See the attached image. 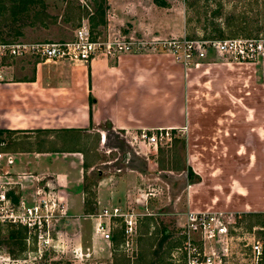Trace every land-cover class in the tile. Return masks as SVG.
<instances>
[{
  "label": "rangeland",
  "instance_id": "1",
  "mask_svg": "<svg viewBox=\"0 0 264 264\" xmlns=\"http://www.w3.org/2000/svg\"><path fill=\"white\" fill-rule=\"evenodd\" d=\"M137 4L141 6L137 13L132 11L134 13H129L128 17L121 15L120 18L111 15V19L108 18L107 0H0V41L69 39L81 25L88 26L92 37L97 40L151 42L164 51L161 43L173 39L209 40L264 35V0H138ZM101 11H104L105 22H101ZM107 19L109 23L125 24V32L112 28L108 31ZM151 19L155 24L153 31L144 30ZM169 19L178 25L172 30H163ZM53 20L55 26L50 23ZM135 21L138 24L134 29ZM43 22L51 28L41 29ZM254 65L264 79V64ZM102 128L104 138L96 130L0 132V152L3 153L0 183L12 187L14 192L11 194L26 202H31L37 184L47 180L55 188L52 195H62L65 204L70 198L68 188L58 186L55 173L33 172L34 168H39L30 158L33 151L75 148L82 151L88 162V167L82 168L83 187H79L76 208L69 210L66 205L67 217H60L56 222L58 232L50 244L38 246L34 239L28 241L24 227L0 223V264H156L188 239L195 243L199 240L215 255L216 261L221 257L220 264H247V243L258 240L264 245V205L248 206L247 190L236 192L242 198L239 201L228 184L224 187H214V184H208L211 187H190L189 184L197 183L199 177L194 172L192 178L188 177L191 168L187 164L183 132L173 130L172 140L162 142L158 150L146 146L135 154L122 132L111 129L107 123ZM128 153L129 161L123 163L121 159L124 160ZM8 156L12 162L7 161ZM27 160L33 162V171L25 167ZM212 164L216 166V160ZM224 165L226 170L232 168L231 161ZM129 168L141 171V178L134 181L136 187H96L104 176L117 183L120 176L130 172ZM212 171L209 172L215 178ZM24 181L27 183L23 184ZM259 188L252 187V190ZM70 189L73 194L77 190L75 187ZM201 192H210L208 199L199 201ZM255 195L257 192H253ZM79 200L83 202L81 206ZM114 207H119L120 213L130 212L136 216L135 230L129 237L124 236V225L119 217L109 219V216L102 215L104 208L111 213ZM200 211L225 212L232 222L228 225L231 232L228 237L202 239L195 223L189 219L190 214L195 216ZM98 216L106 219L110 239L105 240L102 234L96 233ZM188 226L191 229L189 234ZM162 227L167 228L165 238Z\"/></svg>",
  "mask_w": 264,
  "mask_h": 264
},
{
  "label": "crops",
  "instance_id": "2",
  "mask_svg": "<svg viewBox=\"0 0 264 264\" xmlns=\"http://www.w3.org/2000/svg\"><path fill=\"white\" fill-rule=\"evenodd\" d=\"M137 1L107 0L108 18L137 13ZM107 21L108 31L125 32V24ZM137 24L133 22L134 29ZM47 25L43 22L41 29L49 30ZM154 25L151 19L144 30L153 31ZM176 25L169 19L163 30ZM131 42L130 50L99 53L85 61L5 59L0 67V130H96L104 138L102 126L107 123L129 140L142 129L171 128L183 132L187 164L199 177L190 187L228 184L234 193L248 191V206L264 205V79L255 65L209 52L198 66H185L151 42ZM32 155L39 168H32L31 159L25 167L38 174L55 173L59 187L70 192L68 209L76 208L83 187L80 149H37ZM230 161L232 168L226 170L224 164ZM129 171L115 184L104 176L96 187H136L141 171ZM71 187L77 188L74 194ZM208 193L201 192L199 201L208 199ZM82 203L79 200V206ZM97 220L106 221L99 216Z\"/></svg>",
  "mask_w": 264,
  "mask_h": 264
},
{
  "label": "built area",
  "instance_id": "3",
  "mask_svg": "<svg viewBox=\"0 0 264 264\" xmlns=\"http://www.w3.org/2000/svg\"><path fill=\"white\" fill-rule=\"evenodd\" d=\"M161 45L173 55L174 59L182 61L185 66H198L199 60L204 59L209 52L218 53L228 60L238 63L264 64L263 34L209 40L173 39L163 42ZM130 48L131 41L97 40L92 37L88 26L81 25L75 30L73 37L69 39L33 42L0 41V67L5 59L27 55L43 60L85 61L99 53L108 56L113 54L114 50L121 52L130 50ZM170 140H172L171 128H157L151 131L142 129L140 133L126 141L134 153L138 154L146 146L158 150L162 142H169ZM2 157L3 153L0 152V161ZM129 158L128 153L126 158L121 160L123 163H128ZM117 160L118 158L115 159V161ZM7 161H13L11 156L7 157ZM54 189L48 181L42 185L39 182L34 189L31 202H26L21 197L11 194L14 192L12 187H8L3 182L0 183V223H11L24 227L28 232V241L34 239L38 246L50 244L58 232L56 222L60 220V217L66 216V204L63 197L60 194L52 195ZM119 209V207H114L110 213L104 208L102 215L109 216V219L110 217H119L124 225V236L129 237L135 230L136 216L130 212L120 213ZM189 219L195 223L204 240L228 237V234L231 233L228 226L232 223L231 218L226 216L223 211H200L195 216L190 214ZM106 222L98 221L96 229L101 232L105 239H110V227ZM190 231L188 226V234ZM247 246V264H264L263 243L252 240L247 243ZM214 256L201 245L199 240L195 243L188 239L181 247H176V250L162 262L156 264H220L221 257L216 261Z\"/></svg>",
  "mask_w": 264,
  "mask_h": 264
},
{
  "label": "trees",
  "instance_id": "4",
  "mask_svg": "<svg viewBox=\"0 0 264 264\" xmlns=\"http://www.w3.org/2000/svg\"><path fill=\"white\" fill-rule=\"evenodd\" d=\"M156 2H158V1H156ZM101 15L103 17L101 22H105V20H104V11H101ZM216 31L220 32V29L216 28ZM35 131L43 132V133H62V130H60V129H37ZM81 131H83V130H74V132H81ZM0 132H11V131L10 130H1ZM49 150L50 151H62L63 147L55 148V149H49ZM80 152H82V151L80 150ZM86 159H87V157H84V161H83V166L84 167H88V162H86ZM192 174H194L193 171L191 169H188V177H189V179L192 178ZM166 233H167V228L166 227H162V235H163L164 238L167 236Z\"/></svg>",
  "mask_w": 264,
  "mask_h": 264
}]
</instances>
